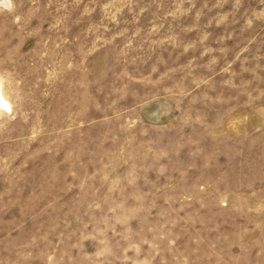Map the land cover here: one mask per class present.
Wrapping results in <instances>:
<instances>
[{
  "label": "rangeland",
  "instance_id": "rangeland-1",
  "mask_svg": "<svg viewBox=\"0 0 264 264\" xmlns=\"http://www.w3.org/2000/svg\"><path fill=\"white\" fill-rule=\"evenodd\" d=\"M0 264H264V0H0Z\"/></svg>",
  "mask_w": 264,
  "mask_h": 264
},
{
  "label": "bare ground",
  "instance_id": "bare-ground-1",
  "mask_svg": "<svg viewBox=\"0 0 264 264\" xmlns=\"http://www.w3.org/2000/svg\"><path fill=\"white\" fill-rule=\"evenodd\" d=\"M1 1L6 2L7 0H1ZM11 106H12L11 102L9 101V99L7 97H5L4 92L0 88V109L1 108H7V109L11 110Z\"/></svg>",
  "mask_w": 264,
  "mask_h": 264
},
{
  "label": "crops",
  "instance_id": "crops-1",
  "mask_svg": "<svg viewBox=\"0 0 264 264\" xmlns=\"http://www.w3.org/2000/svg\"><path fill=\"white\" fill-rule=\"evenodd\" d=\"M0 88L1 90L4 92L5 97H7L9 99V101L11 102L12 106H11V110L7 109V108H1L0 110V120L3 117L4 114H7L8 112H12L13 110V103L12 100L10 99V97L8 96V94L5 92L4 87H3V82L0 81Z\"/></svg>",
  "mask_w": 264,
  "mask_h": 264
}]
</instances>
